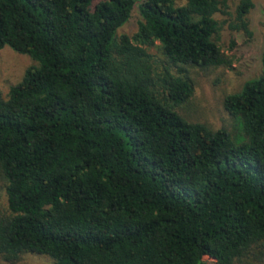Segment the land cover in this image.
Here are the masks:
<instances>
[{"label": "trees", "instance_id": "trees-1", "mask_svg": "<svg viewBox=\"0 0 264 264\" xmlns=\"http://www.w3.org/2000/svg\"><path fill=\"white\" fill-rule=\"evenodd\" d=\"M92 3L0 0V49L37 61L0 91V258L264 264V50L261 74L225 97L238 131L214 130L178 108L195 91L188 66L230 63L228 0ZM253 6L230 27L251 35ZM136 7L137 31L118 35Z\"/></svg>", "mask_w": 264, "mask_h": 264}, {"label": "rangeland", "instance_id": "rangeland-1", "mask_svg": "<svg viewBox=\"0 0 264 264\" xmlns=\"http://www.w3.org/2000/svg\"><path fill=\"white\" fill-rule=\"evenodd\" d=\"M99 1L93 0L92 6ZM175 1L178 5L186 2ZM240 1L228 0L230 13L220 12L216 15L222 24L219 44L230 63L211 68L188 66L195 91L188 103L178 108V111L189 120L203 122L214 130L225 128L233 134L238 131V127L235 118L225 107V97L240 91L247 80L260 75L263 69L264 0H252L254 6L247 15L251 35L246 34L243 29L230 27V23L235 20L236 8ZM140 19L136 7L130 20L118 29L117 34L133 35L138 29ZM149 51L159 62L161 61L160 64L166 61L158 45L149 48ZM35 63L37 61L33 57L19 53L9 45L0 49V91L3 97H7L10 88L21 81L26 69ZM8 206V195L3 185L0 189V213L7 212ZM204 259L211 263L216 262L210 256H205ZM54 261L47 254L31 251L9 260L0 258V264H53Z\"/></svg>", "mask_w": 264, "mask_h": 264}]
</instances>
